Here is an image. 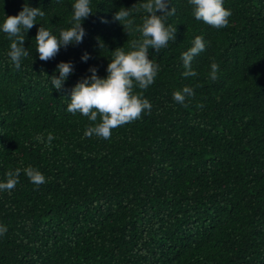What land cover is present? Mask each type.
<instances>
[{"label":"trees","instance_id":"16d2710c","mask_svg":"<svg viewBox=\"0 0 264 264\" xmlns=\"http://www.w3.org/2000/svg\"><path fill=\"white\" fill-rule=\"evenodd\" d=\"M145 2L91 0L82 43L42 61L37 30L71 27L74 0H0V25L25 4L45 12L25 33L18 70L0 29V183L21 169L14 189L0 190V264H264V0H224L232 15L220 29L196 20L188 0H168L176 40L149 49L159 72L134 89L151 111L110 139L85 137L99 119L67 111L90 68L106 77L114 50L140 38L115 13L132 7L133 27L142 25ZM197 36L206 47L191 62L197 75L185 78L182 53ZM61 61L74 70L57 90ZM185 86L194 95L180 104L173 93ZM29 166L46 182L33 184Z\"/></svg>","mask_w":264,"mask_h":264},{"label":"clouds","instance_id":"9594fccd","mask_svg":"<svg viewBox=\"0 0 264 264\" xmlns=\"http://www.w3.org/2000/svg\"><path fill=\"white\" fill-rule=\"evenodd\" d=\"M192 6L193 15L196 20L220 29L229 25L231 10L225 8L224 0H188ZM168 0H146L140 4L139 11L143 9L147 15L142 25L133 27V21L129 19L132 15V7H121L114 15V20L123 25L128 35L132 32H139L140 38L129 42V50L126 52L123 47L114 50L107 65V76L101 78L97 75L95 67L90 68L91 75L85 77L75 84L71 90L70 103L67 111L87 117L94 126L86 129L84 136L93 135L103 139H110L112 130L127 123L139 119L147 110L151 111L150 101L143 97V93H137L134 89L138 86L146 90L155 82L159 72V65L155 60L149 58V49L153 48L157 53L167 47L170 40H176V27L166 23L167 17L175 13V9L169 10ZM73 14L71 17L72 26L67 30H61L59 36L54 35L49 29L39 27L35 36L36 52L42 61L53 59L61 47L67 48L70 44L82 43L86 31L82 22L94 12L91 7V0H74L72 5ZM160 13V14H158ZM45 12L39 7H29L27 4L17 15L6 16L0 29L11 39L8 55L15 68L21 67L22 59L29 56L28 49L24 47L25 33L36 23L37 18H43ZM206 44L202 36H197L192 47L182 53V60L185 71L182 75L194 77L197 75L192 68V60L205 50ZM89 55L85 53L81 59L87 61ZM71 61H61L57 65L59 76L53 75L52 85L60 90L65 80L73 73ZM219 65L211 64L210 79H218ZM194 95L191 87L185 86L182 90L173 93V99L183 104L187 96ZM203 107L202 104L198 105ZM37 141L45 142L43 135L35 137ZM55 137L49 133L47 145L50 146ZM29 180L39 186L46 182L44 174L32 166L23 170ZM21 169L9 170L6 173V182L0 183V190L11 191L19 183ZM7 227L0 225V235L6 233Z\"/></svg>","mask_w":264,"mask_h":264}]
</instances>
